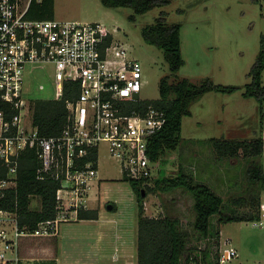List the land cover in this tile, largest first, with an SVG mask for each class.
I'll return each mask as SVG.
<instances>
[{
	"label": "rangeland",
	"instance_id": "374dc122",
	"mask_svg": "<svg viewBox=\"0 0 264 264\" xmlns=\"http://www.w3.org/2000/svg\"><path fill=\"white\" fill-rule=\"evenodd\" d=\"M45 12L57 20L103 22L143 63L145 85L141 95L146 100L160 99V79L171 72L162 50L146 43L141 30L154 23L161 13H165L169 24H180L185 63L175 77L188 78L196 84L210 78L216 84L235 85L240 89L232 93L213 90L191 104V113L183 117L178 147L163 153L160 171L155 170V175L175 174L182 168L193 175L196 182L208 184L224 198L223 212L231 215L256 212V206L250 202L252 191L247 172L254 158L246 156L242 149L235 157L219 158L210 141L212 138L250 141L261 131L260 102L254 97H245L244 87L250 83L249 72L264 47V0H171L166 6L137 15L136 21L129 19L132 8H108L101 0H52L51 8ZM29 78L30 98L55 99L51 65L32 69ZM262 82L264 84V71ZM40 85H44V89H40ZM100 158L98 196L101 200H110L109 204L116 201L117 216H124L137 231V198L130 183L123 178L119 160L109 154L105 144L101 147ZM260 160L263 162V157ZM152 184L150 181L149 185ZM143 201L147 215L181 219L182 227L190 234L183 264L188 255L200 259L205 253L214 263L220 256V248L229 247L228 238L239 255L221 264H264V226L253 225L261 219L221 223L220 245L217 233L220 215L211 218L209 236L200 235L194 228L196 212L188 191L178 188L167 193L151 192ZM262 201L264 203V198ZM89 203L95 207L98 200L92 198ZM39 206V199H34L32 207ZM101 211L100 224L107 208ZM13 216L16 218L15 213ZM11 219L8 221V216L1 215L0 228L11 227L14 223ZM66 228L63 225L56 236L23 238L20 257L30 264H50L51 260L59 264H87L80 241L85 229Z\"/></svg>",
	"mask_w": 264,
	"mask_h": 264
},
{
	"label": "built area",
	"instance_id": "2783aa9c",
	"mask_svg": "<svg viewBox=\"0 0 264 264\" xmlns=\"http://www.w3.org/2000/svg\"><path fill=\"white\" fill-rule=\"evenodd\" d=\"M33 1L0 0V102L7 104L0 108V163L7 168L0 180V198L17 184L20 156L32 149L40 162L38 179L59 182L57 213L30 229L20 227L13 212L0 209V216L14 221L0 230V264H30L19 255L23 238L56 236L63 225L82 219L80 210L99 205L100 198L95 207L89 201L101 181L103 144L119 160L123 178L152 180L155 170L160 171L161 159L152 160L148 150L166 115L153 105L136 107L146 101L141 95L143 63L101 21L30 18ZM47 65L54 71L55 100L63 99L67 82L79 88L66 100L64 129L52 136L42 135L34 124L37 99L30 98L29 87L32 69ZM253 225L263 227L264 221ZM226 243L229 247L220 248V264L239 255L230 239ZM190 264L203 263L191 255Z\"/></svg>",
	"mask_w": 264,
	"mask_h": 264
},
{
	"label": "trees",
	"instance_id": "16d2710c",
	"mask_svg": "<svg viewBox=\"0 0 264 264\" xmlns=\"http://www.w3.org/2000/svg\"><path fill=\"white\" fill-rule=\"evenodd\" d=\"M52 0H34L29 8L30 18L48 19L45 10L51 8ZM108 8L130 7L133 13L129 15L131 21H136L137 15L144 14L154 7L168 5L171 0H101ZM142 39L163 52L170 74L163 76L159 82L160 99L146 100L136 103V107L146 109L148 105L164 111L165 125L153 136L149 144V156L152 160H160L163 153L175 150L180 143L182 121L185 115L191 113V104L210 91L232 93L239 90L235 85L216 84L210 78L203 83L196 84L188 78H176L175 74L184 65L182 54L181 25L169 24L165 13L154 23L144 26L141 30ZM264 71V47L262 46L256 62L251 67L250 83L244 87L245 97H254L260 102L261 117L264 111V84L262 75ZM173 79V80H172ZM79 92L77 84L66 83L62 100L37 99L33 105V121L40 133L44 136L58 135L64 129L69 111L66 100L73 98ZM6 105L0 102V108ZM262 128V127H261ZM211 144L219 158L235 157L242 149L248 157H253L252 166L248 168V181L252 196L250 202L255 205L256 212L249 215L235 214L222 211L224 198L215 192L208 184L196 182L193 175L184 169H179L175 174L154 177L152 180H135L124 177L131 185L138 202L137 219V264H183V256L190 240L189 232L182 227V221L176 216H149L145 212L144 197L151 192H171L182 188L188 191L194 199L195 230L203 237H208L211 228V218L220 215L219 222H241L245 220H259L262 214L261 196L264 193V170L261 157L264 151V139L259 134L253 140H229L226 138H212ZM40 162L34 150L23 151L19 159L17 184L5 190V195L0 198V209L16 214L20 227L37 228L41 221L56 216V190L58 181L40 180L37 169ZM7 168L0 163V180L5 178ZM153 181L152 185L149 182ZM258 186V187H257ZM257 187V188H256ZM145 191V196L142 193ZM34 199H39L40 206L32 207ZM115 208V204H113ZM80 218L97 219L98 209L80 210ZM218 235L220 234L217 229ZM190 256L186 257V264H190ZM201 259L203 264H220L219 256L212 263L205 253ZM196 260H198L196 256ZM50 264H55L51 260Z\"/></svg>",
	"mask_w": 264,
	"mask_h": 264
},
{
	"label": "crops",
	"instance_id": "0c3cea01",
	"mask_svg": "<svg viewBox=\"0 0 264 264\" xmlns=\"http://www.w3.org/2000/svg\"><path fill=\"white\" fill-rule=\"evenodd\" d=\"M261 127V134L264 139V111ZM262 157L263 162L262 160L260 161L264 170V151ZM99 186H101V181ZM97 187L98 186H95L94 189ZM94 189L92 191V198L95 199L100 195V190L97 188V191L99 192L96 191L95 194ZM98 198H100V196H98ZM263 198L264 193L261 196V219L264 217ZM110 202V200H101L95 209L102 210L103 207L107 208V204ZM101 210L99 211V217L97 219L82 218L75 224L66 225L67 228L65 230H71L78 227L85 229V233L81 236L80 241L83 243L81 245L82 250L86 252L87 264H137V231L133 230V227L130 226L131 224L126 221L124 216H117V211H115L117 210L116 204L115 208H112L111 210L107 208V211L103 215L102 223L100 224ZM221 225L222 224L218 225V230L220 232V245H222ZM72 226L74 228H69ZM106 227H109L110 229ZM4 228L10 227L1 226L0 230ZM55 264H59V261L57 263L55 261Z\"/></svg>",
	"mask_w": 264,
	"mask_h": 264
},
{
	"label": "water",
	"instance_id": "95a60500",
	"mask_svg": "<svg viewBox=\"0 0 264 264\" xmlns=\"http://www.w3.org/2000/svg\"><path fill=\"white\" fill-rule=\"evenodd\" d=\"M142 195H143V197L145 196V191H144V190H143ZM107 208L111 210V209L113 208V204H109V203H108V204H107Z\"/></svg>",
	"mask_w": 264,
	"mask_h": 264
}]
</instances>
